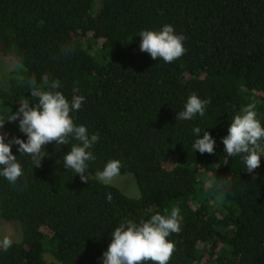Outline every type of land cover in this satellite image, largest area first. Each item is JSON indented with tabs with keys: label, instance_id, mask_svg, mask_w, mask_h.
I'll return each mask as SVG.
<instances>
[{
	"label": "trees",
	"instance_id": "1",
	"mask_svg": "<svg viewBox=\"0 0 264 264\" xmlns=\"http://www.w3.org/2000/svg\"><path fill=\"white\" fill-rule=\"evenodd\" d=\"M165 24L186 37L171 63L139 48L141 31ZM0 53L17 62L0 83V117L37 103L33 87L60 91L86 98L75 122L100 135L88 181L63 166L75 141L46 145L38 167L13 146L23 175L0 177V218L23 237L0 248V264H47L46 254L103 264L121 222L173 207L182 228L169 264H264V157L249 173L222 143L250 104L264 123V0H0ZM194 93L211 100L205 115L177 120ZM194 127L215 138L213 153L193 150ZM0 131L26 140L19 121ZM111 159L135 176L140 198L96 179Z\"/></svg>",
	"mask_w": 264,
	"mask_h": 264
},
{
	"label": "clouds",
	"instance_id": "2",
	"mask_svg": "<svg viewBox=\"0 0 264 264\" xmlns=\"http://www.w3.org/2000/svg\"><path fill=\"white\" fill-rule=\"evenodd\" d=\"M139 37L140 50L150 54L153 60L171 63L186 52V37L178 33L172 24H165L158 30H143ZM52 87L55 88V85ZM31 95L37 98V103L21 102L19 109L8 119L0 117V130L6 121H19L20 132L26 136V140L20 137L6 140L0 131V177L15 184L23 175V164L12 151L14 145L18 146L17 151L21 155L30 156L32 163L38 167L46 156V145L53 141L56 145H69L75 141L62 157L63 166L79 175L82 181H88L89 165L96 158L93 149L100 135L90 133L84 124H77L73 115L81 109L86 98L73 96L69 99L60 91L38 90L35 87ZM210 103V99L194 93L187 98L176 119L187 121L203 117ZM192 132L196 136L192 145L195 152L211 154L215 151L216 140L209 131L194 127ZM227 132L222 138L227 157L243 155L245 169L252 173L264 157V146L260 143L264 141V123L259 119L255 105L250 104L235 115ZM122 166L121 160L111 159L95 173L96 179L109 184L120 174ZM181 228L182 217L177 207L170 212L166 210V214H153L146 220L123 221L112 230L111 242L103 253V264H169L176 248L175 241L170 237L179 233ZM12 245L10 237L0 239L3 250Z\"/></svg>",
	"mask_w": 264,
	"mask_h": 264
},
{
	"label": "rangeland",
	"instance_id": "3",
	"mask_svg": "<svg viewBox=\"0 0 264 264\" xmlns=\"http://www.w3.org/2000/svg\"><path fill=\"white\" fill-rule=\"evenodd\" d=\"M16 66L17 62L14 58L5 57L0 53V83H8L12 71L15 70ZM109 184L117 187L130 198L141 197L140 188L134 175H118ZM4 236L10 237L13 242L21 241L23 237L21 225L18 222H7L0 218V239ZM45 257L47 264H62L50 254H46Z\"/></svg>",
	"mask_w": 264,
	"mask_h": 264
}]
</instances>
